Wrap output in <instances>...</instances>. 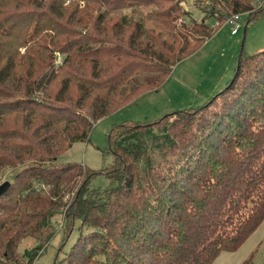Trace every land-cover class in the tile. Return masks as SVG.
<instances>
[{
	"label": "trees",
	"instance_id": "trees-1",
	"mask_svg": "<svg viewBox=\"0 0 264 264\" xmlns=\"http://www.w3.org/2000/svg\"><path fill=\"white\" fill-rule=\"evenodd\" d=\"M180 2L0 0V182L13 172L0 195V264H32L58 215L65 237L79 223L63 264H212L264 220V48L240 51L233 78L202 106L115 126L104 189L85 166L58 161L99 120L161 88L227 17L264 16L256 0H206L204 20L168 41L113 15L154 7L175 23ZM26 238L35 245L20 255Z\"/></svg>",
	"mask_w": 264,
	"mask_h": 264
},
{
	"label": "rangeland",
	"instance_id": "rangeland-1",
	"mask_svg": "<svg viewBox=\"0 0 264 264\" xmlns=\"http://www.w3.org/2000/svg\"><path fill=\"white\" fill-rule=\"evenodd\" d=\"M258 3L259 5L262 3L264 7V0ZM180 5L186 15L181 16L175 23L157 19L152 13L154 7L135 6L117 11L113 15H126L139 22L145 30H153L169 41L173 33L179 34L176 28L183 22L186 24L185 29L190 30L192 20L196 22L204 20V10L208 8L206 0H183ZM241 18L242 28L237 35H231L229 28L221 24L200 49L173 67L161 88L144 94L137 101L99 120L90 132L89 141L73 144L60 155L59 163H80L95 173L91 186L104 189L108 185V180L102 172L110 168L113 161L108 151L107 137L115 126L124 123H152L171 112L202 106L224 89L233 78L240 51L251 55L264 48V16L248 25L244 14ZM205 24L213 27L215 21L208 18L205 19ZM3 175L4 179L0 185L12 182L13 172L10 169H6ZM55 225L57 231L54 237L32 264H63L61 260L78 237L79 223H74V228L67 237L61 230V216L55 218ZM34 245L32 239L26 238L19 243L17 253L21 255ZM249 258L252 264H264V220L237 251L221 253L212 264H242Z\"/></svg>",
	"mask_w": 264,
	"mask_h": 264
},
{
	"label": "built area",
	"instance_id": "built-area-1",
	"mask_svg": "<svg viewBox=\"0 0 264 264\" xmlns=\"http://www.w3.org/2000/svg\"><path fill=\"white\" fill-rule=\"evenodd\" d=\"M256 1L259 2L262 0H256ZM241 17H242L241 14H234L227 17V19L224 22V25H226L229 28V32L233 36L237 35L242 28Z\"/></svg>",
	"mask_w": 264,
	"mask_h": 264
},
{
	"label": "water",
	"instance_id": "water-1",
	"mask_svg": "<svg viewBox=\"0 0 264 264\" xmlns=\"http://www.w3.org/2000/svg\"><path fill=\"white\" fill-rule=\"evenodd\" d=\"M177 1H183V0H177ZM9 187L8 182H4L0 185V195L5 192V190Z\"/></svg>",
	"mask_w": 264,
	"mask_h": 264
}]
</instances>
